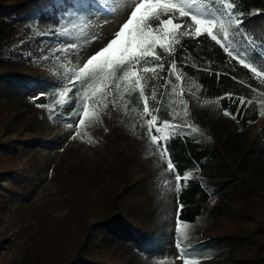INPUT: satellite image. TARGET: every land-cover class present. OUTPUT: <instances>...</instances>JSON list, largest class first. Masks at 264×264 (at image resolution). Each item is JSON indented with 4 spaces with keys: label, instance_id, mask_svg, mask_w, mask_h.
<instances>
[{
    "label": "rangeland",
    "instance_id": "1",
    "mask_svg": "<svg viewBox=\"0 0 264 264\" xmlns=\"http://www.w3.org/2000/svg\"><path fill=\"white\" fill-rule=\"evenodd\" d=\"M15 1L0 0V7ZM73 1L71 8H62L63 0L42 7L37 18L44 11L45 17L52 16L50 20L41 18L37 23L36 18L26 27L10 25L11 35L0 42V58L9 63L5 68L10 65L22 77L15 83L18 92L0 89V264H84L76 257L86 242L98 260L129 264L137 254L112 248L107 239L86 234L92 223L122 210L125 188H130L133 181L136 187L127 199L129 207L123 209L124 214L142 208L148 220L158 198L169 197L162 201V209L168 224L172 223V235L163 238L159 256L162 264H264V237H259L264 230V189L251 187L243 175L235 172L213 181L222 182L218 197L212 198L198 224L186 230L184 246L195 249L197 254L182 258L176 246L178 221L172 216L178 212V198L173 196L175 180L148 137L126 127L118 114L106 109L100 111L98 121L80 129V137L70 138L75 122L67 113L74 102L64 107L56 103L57 93L71 76L68 70L82 66L130 15V10L118 11L114 18L97 13L89 19L76 12L77 8L87 12L88 0ZM105 7L111 10V5ZM6 18L0 10V19ZM82 23L88 25L83 31L72 27ZM58 25L63 28L54 29ZM64 28L70 33L66 35ZM229 38L237 47L247 49L250 59L256 56L242 36ZM70 42L79 48L66 53L63 49ZM254 66L260 68L261 63L257 61ZM5 68L0 67V73ZM25 75L40 78L39 88L34 89L36 84L30 80L25 82ZM180 75L177 90L187 101L189 114L207 133L222 139L227 121L212 119L206 102L197 106L186 88L184 75ZM56 77L61 83L50 99L44 87ZM38 104H48L53 111ZM263 123L264 119H260L250 126L246 144L257 141L256 134ZM165 187L170 189V195ZM218 199L226 209L222 216L210 213ZM217 235L223 238H212Z\"/></svg>",
    "mask_w": 264,
    "mask_h": 264
},
{
    "label": "trees",
    "instance_id": "2",
    "mask_svg": "<svg viewBox=\"0 0 264 264\" xmlns=\"http://www.w3.org/2000/svg\"><path fill=\"white\" fill-rule=\"evenodd\" d=\"M63 3L62 8H67L74 4V1L63 0ZM237 3L245 18L243 27L247 33V39H243L255 55L259 54V56L264 57V48L260 46L264 42V0H237ZM48 4L54 5L55 0H16L13 3L2 5L0 10L4 11L7 18L0 19V42L11 35L10 25H24L26 27L35 23L38 11L43 10L41 8ZM54 11L56 14L58 8ZM40 14L41 17L37 18V23L41 21V18L50 20L52 17H45L44 11ZM62 28L61 25H58L54 29L60 30ZM73 33L78 32L73 31ZM249 41L253 42L249 43ZM181 43L184 48L178 47L176 49L177 67L180 73L184 75V83L187 90L192 93L195 104L200 106L206 102L208 105L207 113L211 115V118L226 120L228 124L223 138L217 140V136L207 133L205 127L202 128L196 124L188 109L187 115H185L181 98L177 94L178 82L174 78H172V83L167 90L159 87L162 81L155 80L149 83V90L152 84L157 86L158 107L160 109L158 119H167L169 115H174L178 121L186 119L193 126V130H188L184 138L177 136L169 142L170 154L177 171L181 175L185 172H191L187 184L185 185L181 181L180 191L178 193L175 191L173 194L174 197L178 198V205H183V207L178 212H174L172 216L176 222L180 221L187 225H193L198 224V221L204 216L212 198L218 197L217 192L221 188L222 182L214 184V180H220L228 174L237 172L244 176L243 180H249L247 183L251 187L256 186L264 189V123L256 134L258 142L246 144V136L250 126L258 120L264 119V116L260 115L264 111V81L253 77L249 70L239 66L235 60L226 66L225 61L228 59L226 54L215 42L210 41L205 36L200 37L199 42L182 38ZM182 57L187 58L186 63L182 62ZM208 60L214 61L213 68L221 73L219 79H217L215 71L209 74L206 71L198 70L197 66L205 67L204 62ZM8 64L7 60L0 58V67L5 68ZM4 70L0 73V89H7L10 93L18 92L20 89L16 87L15 83L21 82L22 77L17 75V71L13 70L10 65ZM228 71H231V76L236 77L235 80L231 76L223 74ZM23 78L25 82L30 80L36 84L34 89L39 88L40 83H42V80L35 76L25 75ZM58 80L59 77H56L49 86L44 87L50 99L55 97L59 89L58 85L61 82ZM41 86L43 87V85ZM173 86L176 87V93L172 91ZM161 91L163 96L159 95ZM226 93L232 94L233 97L243 96L246 101H251V103L240 107L238 100L236 103L227 99H219L218 101V98ZM119 96L121 99L116 106L108 103L107 107L100 106L99 112L112 109L120 116V122L126 127L130 126L133 131L147 136L143 125L148 118L143 115V104L138 92L125 95L121 90ZM152 104L150 99V108ZM224 110L231 112L236 118L225 116ZM195 129H199V131H195ZM199 172L200 175H198ZM133 183L134 181L130 183V188H125L126 197L124 196L122 200V210L92 223L91 230H88L86 235L90 234L101 240L107 239L112 248L121 247L132 251L135 255L137 254L136 259L131 260L129 264H162L159 256L163 249V238L172 235L170 230L172 223L168 224L167 216L162 209V201H167L169 197L158 198L151 213L152 218L148 220L146 219L147 213L141 211L142 208H138V212L124 214L125 208L129 207L127 199L134 194L135 189L133 187L136 185ZM164 190L170 195L169 188L165 187ZM161 194L159 193L160 196ZM225 210L219 200L211 206L210 213L214 212L222 216L225 214ZM172 212L170 211V213ZM259 237H264V230ZM212 238L219 239L223 236L217 235ZM86 243L80 250L81 252L77 254V260L80 259L85 262L84 264H108L93 257L92 247L90 243Z\"/></svg>",
    "mask_w": 264,
    "mask_h": 264
},
{
    "label": "snow or ice",
    "instance_id": "3",
    "mask_svg": "<svg viewBox=\"0 0 264 264\" xmlns=\"http://www.w3.org/2000/svg\"><path fill=\"white\" fill-rule=\"evenodd\" d=\"M105 5H111V10ZM86 7L87 12H84L83 8H77L76 12L87 15L89 19L95 18L97 13L114 18L116 12L130 10V15L113 33L112 38L103 47L94 50L82 66L68 70L71 76L64 84L63 90L57 93L59 99L56 103L64 107L75 102L71 111L67 113L75 122V131L70 138L80 137V129L86 123H94L100 119V106L107 107L108 103L116 106L121 99L119 96L121 90L125 95L138 92L143 104V115L150 117L143 125L145 134L155 146L161 161L166 162L167 172L174 177L175 191L178 193L181 181L186 185L191 172L181 175L177 171L170 154L169 142L177 136L184 138L188 130H193V126L186 119L178 121L174 115H169L167 119H158L160 109L157 86L152 84L149 90L148 85L159 80L162 81L159 87L167 90L172 78L180 82L182 76L177 67L176 49L184 48L182 38L199 42L202 36L215 42L223 50L228 58L225 61L226 66L235 60L239 66L249 70L253 77L264 81V57L256 54L250 59L246 54L247 49L237 47L229 38L242 36L247 39L243 27L244 13L239 10L237 0H208L207 3L201 0H88ZM87 26L86 23H82L73 24L72 27L83 31ZM70 31L68 28L63 29L66 35ZM92 39L95 40L96 37ZM260 46L264 48V42ZM78 48L79 45L70 42L63 51L71 53ZM186 60V57H182V62L186 63ZM257 61L261 63L260 68L254 66ZM204 63L206 66H197L198 70L209 74L215 71L219 79L221 73L213 68L214 61L208 60ZM223 74L231 76V71ZM231 78L236 79L235 76ZM172 91L177 92L175 86L172 87ZM177 94L181 95V104L187 115V101L183 100L181 93ZM159 95L163 96V92L161 91ZM150 99L153 102L151 108ZM219 99H227L232 103L238 100L240 107L251 103L243 96L233 97L230 93L218 98V101ZM36 106L50 113L53 111L48 104ZM223 114L236 118L227 110H224ZM260 115L264 116V111ZM69 127H72V124H69ZM182 207L183 205H178V211ZM189 227L178 221L176 246L182 258L197 254L195 249L184 246L186 230ZM186 264H191V261Z\"/></svg>",
    "mask_w": 264,
    "mask_h": 264
}]
</instances>
